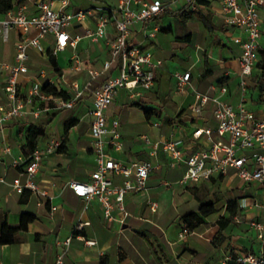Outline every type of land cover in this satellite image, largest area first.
Wrapping results in <instances>:
<instances>
[{
  "label": "crops",
  "instance_id": "crops-1",
  "mask_svg": "<svg viewBox=\"0 0 264 264\" xmlns=\"http://www.w3.org/2000/svg\"><path fill=\"white\" fill-rule=\"evenodd\" d=\"M17 1L19 0H15L14 8L25 5L30 12L36 10L35 3L38 0H24L21 3ZM49 1L55 9L67 12L102 4H117L108 0H70L67 4L65 0ZM162 1L167 5L165 11L150 23H135L132 34V39L140 47L150 49L155 59L162 60L157 69L154 86L145 90L142 96L136 97L132 96L130 90L120 88L107 110L109 122L114 119L120 121L125 143L124 148L118 152L112 151L110 146L107 148L124 161L149 159L162 163V166L152 173L146 190L126 195L125 204L130 215L123 224L106 219L103 207L97 199L88 202L75 195L69 186L70 181L89 180L92 171L97 167L91 145L93 97L91 93L84 92L76 99L73 108L52 115L46 123L38 122L48 126L47 136L41 138L38 144L45 148L53 139L62 141L66 135V121L69 118L76 119L67 132V150H56L47 155L36 177L42 187L48 188L50 196L44 197L30 190L19 194L12 189L10 182L19 174V169L25 166L23 163L26 156L22 145L25 142L26 125L35 121L32 120L33 117L30 118V113L26 117L12 118L0 127V179H6V182L0 181V233L4 222L19 226L24 212L34 214L35 219L16 233L14 242L0 244V264H54L57 254L64 249L63 242L68 237H72V240L65 255L67 264H233L229 258L232 253L240 255L260 251L262 241L248 222L250 219H264L263 209L250 206L252 196L261 191L258 185L247 184L237 176L215 177L211 182L182 185L179 181L185 171L184 163L170 168L167 165L169 156L163 150L152 156L149 153L150 147L138 138L139 135L147 134L156 140L165 138L170 133H174L175 137L180 133L179 138L190 149L191 145L188 144L195 127L205 123L215 124L212 115L213 103L201 115H193L191 106L195 100L194 92L197 90L215 95L219 90L212 88V85L227 83L229 89L225 99L236 104L241 96L239 59L242 47L234 41V37L241 36L246 39L247 35L241 28L225 22L221 12L222 0H196L199 5L196 10L190 9L184 0ZM133 7L138 6L133 4ZM181 8L193 11L192 18L187 20L184 15L168 12ZM261 15L264 24V6L261 7ZM163 16L167 23L161 20ZM184 19L186 22H183ZM89 25L94 26L92 19L70 29L73 34H83L85 27ZM156 25L159 30L155 36H150ZM113 29L110 25L111 36ZM262 31L260 45L264 46V30ZM19 36V29H12L7 40L0 35V103L7 104L10 101L4 88L8 74L4 64L15 61ZM54 41L55 36L48 35L43 40L44 51L37 48L29 50L30 70L20 76L21 87L28 93L36 82H40L42 86L45 82H50L59 89L68 90L73 98V83L78 82L80 88H83L90 78L89 69H101L103 62L110 57L109 48L105 41L92 42L83 38L76 47L69 46L56 55L59 69H39L45 70V76H49L42 81L38 73L33 72L31 64L37 59L48 60V49ZM179 48L186 51L188 62L181 69L172 68L166 60L176 59ZM61 53H66L63 61L58 58ZM75 56H79L82 61V69L79 71L73 70ZM206 59L208 65L205 64ZM185 70L191 71L192 80L187 91L181 93L177 90L173 74ZM254 71H257V67ZM117 73L116 69H111L97 82ZM165 77L169 85L177 91L176 93L173 90L174 101L178 102L177 114L171 118L166 117L164 124L154 126L156 114L148 118L144 109L134 103L142 102L144 106L153 107L160 112L155 96L168 93L161 89ZM253 78L252 75L249 85H252ZM220 79L224 81L221 82ZM249 85L247 101L251 100L253 106H247L262 112L264 94L260 96L258 90H251ZM153 92L158 93L154 96ZM56 118L64 127L63 134L56 133L50 127ZM14 160H19L17 167L14 166ZM119 180L121 178L116 177V181ZM191 187L216 189L222 204L217 206L211 198L217 211L206 217L205 222L192 233L183 236V215L198 210L200 205V201L190 191ZM243 198H247L246 203H243ZM149 199L159 202L157 211L150 209L147 202ZM231 199H238L241 213L219 237V219L228 214L227 203ZM114 213L121 216L118 209ZM80 222L88 223L80 229L77 228ZM174 223L177 225L174 226Z\"/></svg>",
  "mask_w": 264,
  "mask_h": 264
},
{
  "label": "built area",
  "instance_id": "built-area-1",
  "mask_svg": "<svg viewBox=\"0 0 264 264\" xmlns=\"http://www.w3.org/2000/svg\"><path fill=\"white\" fill-rule=\"evenodd\" d=\"M70 0H65L67 4ZM192 10L198 9L196 0H184ZM136 4L138 7H133ZM36 10L30 12L25 5L12 8L5 14H0V35L7 40L12 29H19L20 36L17 41L15 61L5 63L7 78L5 91L9 103H0V127L16 117H26L33 113L40 116V109L30 110L28 105L37 98L45 102L48 109L50 101L58 107L71 108L76 99L84 92L93 97L91 138L92 152L97 167L92 171L89 180L75 179L69 186L75 195L86 201L97 199L102 207L106 219L116 220L123 224L130 212L126 208L125 197L129 193H139L148 188V181L152 173L162 166L153 160L124 161L111 152L124 148V140L120 130V121L108 120L107 110L120 88L130 90L132 96H142L145 90L154 86L157 78V69L162 60L155 59L150 49L140 47L133 39V26L135 23H150L162 12L167 5L162 0H118L115 6L102 4L73 12L55 9L49 0H38ZM264 0H222L221 12L225 22L231 26L241 28L247 35L234 37V41L242 47L240 55V99L234 104L225 99L228 93L227 83L212 85L219 90L218 94L195 91L194 103L191 106L193 115L199 116L204 109L213 103L212 115L215 124H200L192 132L191 140L186 148L184 140L176 138L174 133L160 139H152L147 134L139 135L146 145L150 147L149 153L154 156L163 150L168 156L167 165L176 168L182 163L185 171L179 183L193 185L202 182H211L215 177L237 176L247 184H256L261 189L254 194L250 206L264 210V110L257 112L249 108L247 92L249 79L254 74L260 40L263 36L261 7ZM89 19L94 26H86L83 34H73L71 27L84 24ZM113 26L112 36L109 26ZM159 26H155L150 36H155ZM54 35V44L50 47L51 53L57 55L69 46L76 47L83 38L92 42L105 41L109 48L110 57L106 59L101 69L90 68V78L83 88L74 82V97L65 100L62 97L47 94L42 90L40 82L33 84L28 93L21 87L20 76L30 70L28 62L29 50L37 48L44 51L43 40L48 35ZM74 71L82 69L79 56L74 57ZM116 69V75H108L101 81H96L109 70ZM45 76L46 71L40 70ZM177 90L185 93L191 84L190 70L176 71L174 73ZM154 126L160 123L153 122ZM51 144L41 148L39 145L30 155V161L19 169V174L10 182L12 189L23 194L30 190L44 197H49L48 188L42 187L36 177L42 167L44 158L57 150L61 141L51 140ZM19 160H14L18 166ZM116 177L121 180L116 181ZM0 181L6 182L5 178ZM148 205L152 211H157L159 202L149 199ZM56 209V207H53ZM118 209L121 216L114 210ZM237 221H240L237 218ZM250 226L256 230L257 237L262 241L258 253L246 252L236 257L238 264H264V219H250ZM88 222H80L77 228H83ZM192 233L186 226L182 235ZM72 237L63 242V251L59 252L54 264H67L65 255L69 249ZM229 258H232L230 255Z\"/></svg>",
  "mask_w": 264,
  "mask_h": 264
},
{
  "label": "trees",
  "instance_id": "trees-1",
  "mask_svg": "<svg viewBox=\"0 0 264 264\" xmlns=\"http://www.w3.org/2000/svg\"><path fill=\"white\" fill-rule=\"evenodd\" d=\"M24 0L17 1L18 3L23 2ZM16 2L15 0H0V14H5L12 8H14ZM170 14H179L184 15L185 18L190 19L192 18L193 11H187L184 8H181L178 11L168 10ZM183 22H186L184 19ZM48 55L50 57L51 65L59 69V63L57 60L56 55H53L51 53V50L48 49ZM206 65H208V61L206 59L205 62ZM257 71H254L253 74V83L252 85H249L251 90H258L259 95L264 94V46L259 47L258 51V60L256 62ZM221 82L224 81V79H220ZM97 83V81H96ZM42 90L47 94H52L54 96L62 97L65 100H69L72 98L71 93L61 88L59 89L56 85L45 82L42 86ZM40 104H43L40 102ZM134 104L142 107L144 109V113L147 115L148 118H151L152 115L156 114L158 116L160 115V112H158L153 107H146L142 102H135ZM76 122V119L69 118L66 121L65 124V136L60 142L59 146L57 147L58 152H65L67 150V132L73 126ZM26 132H25V142L22 145L23 153L26 156V160L23 163V165H26L30 161V155L34 151V149L39 144L41 138L46 137L48 134V126L44 123H37V122H31L28 125H26ZM22 169V168H20ZM190 191L195 195V197L200 201V205L198 210L189 211L183 215V222L185 226L190 230L194 231L198 227H200L204 222L206 217L214 214L217 211L215 202L212 199H206L205 197L208 195V191H202L198 187H191ZM23 200H26L25 198ZM227 215L221 216L219 219L220 223V230H219V237L222 236V232L234 221V219L240 215L241 208L239 205L238 199H231L227 203ZM35 215L32 213L24 212L22 214L21 223L19 226H11L7 222H4L1 227V233H0V244H6V243H12L15 241V235L16 233L27 226V223L34 220ZM218 237V238H219ZM232 260L233 264H238L236 262V257L238 256L235 253H232Z\"/></svg>",
  "mask_w": 264,
  "mask_h": 264
},
{
  "label": "rangeland",
  "instance_id": "rangeland-1",
  "mask_svg": "<svg viewBox=\"0 0 264 264\" xmlns=\"http://www.w3.org/2000/svg\"><path fill=\"white\" fill-rule=\"evenodd\" d=\"M109 2L111 3H114L116 4L118 0H108ZM162 21L164 22H168L167 20H165V17L163 16V18H161ZM175 20V19H173ZM175 22V21H174ZM262 30H264V24L262 23ZM178 54L177 55V58L172 60L170 58H167L166 62L172 67V68H178V69H181L183 67H185V65L187 64V55H186V51H184L183 49L179 48L178 50ZM49 59L48 60H45V59H40V60H35L33 61V63L31 64V68L33 69V72H37L38 73V76L40 77V79H42V81H45L46 79L49 78V76H42L40 74V68H44L45 70H48L50 68H52L53 66L51 65V61H50V57H48ZM58 58L60 59V61H63L65 58H66V53H61ZM196 69V68H194ZM50 75V74H49ZM173 77L174 74H173ZM161 89L162 90H167V94H162L160 96H155V94H157L158 92H153V95L155 97H157V104L160 108V115H162L161 117L159 116H154V121L155 122H158L160 124H164L165 123V120H166V117H169L171 118L172 116L176 115L177 114V107H178V102H175L174 101V98H175V94H174V91L177 93L176 90H174L172 88L171 85H169L168 83V80H167V77H165L163 80H162V86H161ZM174 90V91H173ZM179 92V91H178ZM167 95V96H165ZM153 96V97H154ZM249 96V95H248ZM44 103L43 104H40V100L35 98L33 103L30 105H28V109H30L31 111L32 110H35V109H40L41 112H40V116L39 117H35L34 114L31 112L29 115H30V118H32V120H34L35 122H48L50 121V117L52 115H55V114H59V113H62L63 111L67 110V109H71V108H64V107H58V105L54 102V101H50L49 104H48V109H45V106H46V103L45 102H42ZM246 104L248 106H253V102L251 100H248L246 102ZM50 127L52 128V130H54L56 133H62L63 132V125L59 124V119L56 118L52 125H50ZM155 131H156V128H155ZM63 134V133H62ZM181 137V134L180 133H177L176 134V138H179ZM55 140V139H54ZM57 140V139H56ZM52 142L49 141L48 144H51ZM208 191V195L206 196L207 199H213L215 200L217 206H220L222 204V201L220 200L218 194H217V190L216 189H211L209 187H205V188H201V192L203 191ZM243 203H246L247 202V198H243L242 199ZM174 226H176L177 224L174 223L173 224Z\"/></svg>",
  "mask_w": 264,
  "mask_h": 264
}]
</instances>
